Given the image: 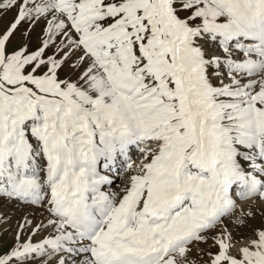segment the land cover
<instances>
[{
	"label": "snow or ice",
	"instance_id": "1",
	"mask_svg": "<svg viewBox=\"0 0 264 264\" xmlns=\"http://www.w3.org/2000/svg\"><path fill=\"white\" fill-rule=\"evenodd\" d=\"M0 264H264V0H0Z\"/></svg>",
	"mask_w": 264,
	"mask_h": 264
}]
</instances>
